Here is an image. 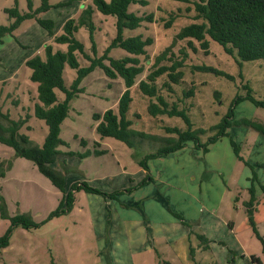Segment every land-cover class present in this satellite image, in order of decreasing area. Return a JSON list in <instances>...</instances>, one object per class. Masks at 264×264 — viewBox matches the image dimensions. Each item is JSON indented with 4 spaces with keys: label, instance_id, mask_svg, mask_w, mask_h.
<instances>
[{
    "label": "rangeland",
    "instance_id": "rangeland-1",
    "mask_svg": "<svg viewBox=\"0 0 264 264\" xmlns=\"http://www.w3.org/2000/svg\"><path fill=\"white\" fill-rule=\"evenodd\" d=\"M48 2L50 8L43 10V0H0V25L14 23L16 17L8 9L18 8L21 14L34 11L38 17L53 19L60 34L64 23L78 17L93 1ZM130 10L152 15L153 21L124 29V36L154 38L147 47L150 59L140 56L146 70L130 88L133 100L127 116L132 128L161 137L175 135L166 131L167 126L188 128L180 116L151 115L148 106L156 99L137 85L169 46L172 60H164L167 65L185 57L182 50L188 52L180 68L183 79L170 91L163 86L168 79L164 74L158 78V87L170 104L187 108L194 128L209 129L219 123L235 99L250 90L256 99L264 100V59L238 62L215 40H210L206 51L197 40H193L195 50L190 39H176L185 25L202 21L194 18L193 3L150 0L146 6L132 4ZM172 16L175 18L167 26ZM93 20L96 51L86 27L76 33L92 57L103 55L117 35L115 16L96 9ZM46 44L67 49V44L55 43L36 18L25 19L12 34L0 38L1 110L15 120L29 115L20 131L39 145L49 127L34 116L38 84L31 80L26 61L44 54ZM109 55L122 58L132 54L114 47ZM79 60L82 66L90 64L82 54ZM203 65L222 74L193 68ZM77 75L67 64L64 79L68 87ZM80 87L83 92L71 100L69 116L62 123L60 136L66 144L59 146L61 154L51 164V176L34 161L18 156L12 146L0 143V172H5L0 177V206L9 216L24 213L38 224L13 226L12 218H3L0 209V236L12 227L10 244L0 251V264H192L193 260L194 264H256L257 259L264 264L263 243L249 220V203L254 197L253 219L264 236V133L244 122L250 119L264 125V107L249 99L240 101L228 135L210 144L208 152L188 141L184 148L150 160L147 171L139 161L163 143L136 137L135 145L129 146L113 137L102 139L96 131L94 113L117 107L126 89L123 78L111 79L99 67L83 78ZM191 88L195 94L186 97L184 92ZM58 95L65 98L61 91ZM214 134L208 131L201 142ZM232 139L240 146L242 159L236 156ZM87 151L88 156H79ZM75 182H86L102 193L74 190L75 200L69 207L67 194ZM57 210H61L59 215L52 217ZM197 234L207 238V249ZM190 246L195 253L198 250L197 258L192 259Z\"/></svg>",
    "mask_w": 264,
    "mask_h": 264
},
{
    "label": "trees",
    "instance_id": "trees-1",
    "mask_svg": "<svg viewBox=\"0 0 264 264\" xmlns=\"http://www.w3.org/2000/svg\"><path fill=\"white\" fill-rule=\"evenodd\" d=\"M49 0H43V10L50 8ZM92 4L86 6L78 17L69 18L63 25V32L57 34L55 31V23L51 18H42L37 16V12L30 11L21 14L18 8L8 9L11 16L16 17L14 23L9 25H0V38L12 34L15 29L25 20L36 18L37 21L47 29L48 35L53 38L55 43L67 44V49H56L54 44H46L44 54L38 53L26 61V65L32 70L30 78L37 85V102L34 106V116L46 121L49 132L42 145L34 144L28 134L22 133L20 130L29 119V115L22 119H12L10 113L3 112L0 106V143L12 146L18 156L34 161L39 165L40 169L48 176L53 174L54 169L51 167L58 156L61 154L59 146L66 144L61 138V130L63 121L69 116L71 100L83 88L80 84L84 77L93 72L96 68H102L105 74L111 79L122 77L126 89L121 94L116 108H109L102 112H95L93 119L95 120L96 131L100 137H113L127 143L129 146H134L133 138L140 137L143 139H151L159 141L163 145L155 151L147 153L139 161V164L150 170L149 161L158 158L162 154H170L185 147L186 142L194 141L196 147H202L204 152L209 151V145L216 142L220 137L228 135V129L234 124L232 119L234 116L235 106L244 99H249L258 106L264 107V100L256 99L251 90L248 95L238 96L226 116L216 125L209 129L203 127L194 128V124L188 115L187 108H180L177 103L170 104L166 97L160 93L158 87V78L166 74L168 79L163 83L172 91L174 84L179 83L183 79L184 72L180 68L184 65V59L188 52L182 50L185 57L181 60H175L171 65L164 64V60H172L169 53L171 46L167 47L159 54L153 63L154 69L151 70L145 78L138 82L139 89L151 99L148 111L153 116L169 115L180 116L188 125L186 130L179 127L167 126L166 131L173 136L161 137L157 134L148 133L132 128V121L127 114L132 102L130 88L136 85L137 78L146 70V65L142 63L140 56H145L150 59L147 47L154 43V38L151 36L143 37L136 35L125 37L124 29H135L142 25L145 20L153 21L152 15H138L130 10L132 4L146 6L150 0H92ZM186 3H193L196 12L195 19L202 20L201 22H192L185 25L176 35V39H190L189 45L197 50L193 40H197L200 46L206 51L209 49L210 40L217 41L230 56L234 57L238 62L252 61L264 59V0H177ZM96 9L105 15H113L116 17L117 35L112 40L111 44L106 48L105 53L101 56L95 54L92 57L86 52L84 43L79 40L76 33L82 27L89 30L93 49L96 51L95 31L96 26L93 20ZM175 16L171 17L167 26L173 22ZM114 47H121L132 55H126L122 58H114L109 55L110 50ZM79 54H82L90 61L87 66H82L79 60ZM106 60L108 62H106ZM77 70V77L68 87L64 79V70L66 65ZM197 70H207L222 74L221 71L207 65L194 66ZM225 74V73H223ZM227 75V74H226ZM231 77V76H230ZM58 91L65 94L64 99H60ZM195 94L194 88L184 92L186 97ZM6 122L8 123H5ZM244 122L264 133V125L260 122L250 119ZM215 131V134L210 136L206 143L201 142V136L208 131ZM234 147V152L238 158L240 155V146L231 140ZM83 143L86 141L83 139ZM71 155H76L75 152H70ZM90 151L79 154L81 157H86ZM3 163L0 161V167ZM5 176V172H0V177ZM56 185L63 188L62 184ZM147 182H143L146 184ZM85 189L87 192L102 193L99 189L89 186L86 182H75L72 184V191L67 194V203L69 207L73 205L75 200L74 190L78 191ZM120 193V192H118ZM2 197L0 196V199ZM253 199L249 203V220L253 226L256 236L263 243L264 236L259 231L253 219ZM63 202L61 203V206ZM1 216L3 218H12V225H22L25 228L37 226L33 220L24 213H18L14 216H9L4 206H0ZM61 210L55 211L51 216L59 215ZM12 227H10L4 235L0 236V251L10 244ZM201 245L207 249L208 240L202 234H197ZM190 254L195 257V250L190 246ZM256 264H263L261 260H256Z\"/></svg>",
    "mask_w": 264,
    "mask_h": 264
},
{
    "label": "crops",
    "instance_id": "crops-1",
    "mask_svg": "<svg viewBox=\"0 0 264 264\" xmlns=\"http://www.w3.org/2000/svg\"><path fill=\"white\" fill-rule=\"evenodd\" d=\"M193 247V246H192ZM194 248V247H193ZM195 250V249H194ZM197 254H198V250L196 249V253H195V257L194 258H197ZM192 257V256H191ZM193 259V258H192ZM194 264V260H193V263Z\"/></svg>",
    "mask_w": 264,
    "mask_h": 264
}]
</instances>
